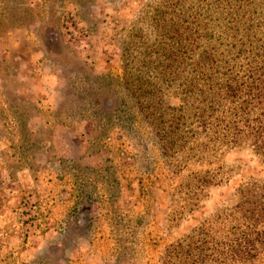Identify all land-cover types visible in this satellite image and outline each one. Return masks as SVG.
<instances>
[{"label": "rangeland", "instance_id": "obj_1", "mask_svg": "<svg viewBox=\"0 0 264 264\" xmlns=\"http://www.w3.org/2000/svg\"><path fill=\"white\" fill-rule=\"evenodd\" d=\"M262 78L264 0H0V264H166L206 221L220 238L264 182L232 129Z\"/></svg>", "mask_w": 264, "mask_h": 264}, {"label": "trees", "instance_id": "obj_2", "mask_svg": "<svg viewBox=\"0 0 264 264\" xmlns=\"http://www.w3.org/2000/svg\"><path fill=\"white\" fill-rule=\"evenodd\" d=\"M144 107L142 103L141 108ZM235 107L234 117L239 119L232 128L233 144L251 148L264 163V78L258 85L249 84L240 106ZM223 220L220 238L211 232L213 221H206L197 232L171 244L166 251V264H263L264 182L252 179L242 184L238 203Z\"/></svg>", "mask_w": 264, "mask_h": 264}]
</instances>
